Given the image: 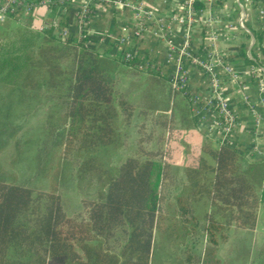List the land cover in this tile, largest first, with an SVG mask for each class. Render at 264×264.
<instances>
[{
    "label": "trees",
    "instance_id": "trees-1",
    "mask_svg": "<svg viewBox=\"0 0 264 264\" xmlns=\"http://www.w3.org/2000/svg\"><path fill=\"white\" fill-rule=\"evenodd\" d=\"M194 8L202 4L195 2ZM72 16L66 9L65 22ZM52 28L38 32L23 25L0 34V119L16 93L44 89L63 119L62 158L71 161L75 178L96 171L102 187L68 214L57 191L0 178V264H151L159 216L177 183L172 198L181 222L197 223L195 199L205 198L210 207L200 226L210 251L202 259L187 246L185 263L221 264L211 251L225 236L221 230L255 228L264 197L263 167L248 163L226 143L191 139L190 97L150 65L141 70L138 58L102 57L86 45L84 35L61 41ZM253 33L261 39L262 31ZM235 49L246 64H258L246 55L245 45ZM143 75L148 85L141 99L133 100L132 90H138ZM126 77L132 78V88L120 85ZM153 84L160 88L156 104L150 99ZM134 117H141L135 123L134 151L114 173L101 169L94 158L74 155L114 142L119 126L125 134ZM176 151L183 156L179 175L171 165ZM250 264H264V245Z\"/></svg>",
    "mask_w": 264,
    "mask_h": 264
},
{
    "label": "crops",
    "instance_id": "crops-1",
    "mask_svg": "<svg viewBox=\"0 0 264 264\" xmlns=\"http://www.w3.org/2000/svg\"><path fill=\"white\" fill-rule=\"evenodd\" d=\"M41 1L17 0V11L3 17L15 26L27 25L38 32L48 26L53 27V33L66 29L73 41L84 35L86 45L102 57L119 59L122 53L129 52L166 79L172 73L185 31L181 24L172 20L181 0H66L63 4L50 0L48 5L41 4ZM196 2L202 4V8H194L196 17L190 27L191 45L199 53L213 50L223 64L230 65L235 72L234 77H228L216 67L233 113L234 127L225 133L224 121L198 100L207 89L208 77L198 66L187 62L184 64L188 74L186 92L193 97L190 102L194 121L191 139L207 137L226 143L248 163H258L264 171V93H260L258 83L259 77L264 82V0ZM86 3L90 5V14L80 29L74 15ZM66 9L73 11L70 23L65 22ZM261 31L258 40L253 32ZM239 45H245L246 55L255 57L257 65L243 61L235 49ZM120 68L124 66L120 64ZM252 68L259 69L258 78ZM260 209L257 221L262 218ZM256 225L253 232H256ZM229 231L240 234L246 230L230 227Z\"/></svg>",
    "mask_w": 264,
    "mask_h": 264
},
{
    "label": "rangeland",
    "instance_id": "rangeland-1",
    "mask_svg": "<svg viewBox=\"0 0 264 264\" xmlns=\"http://www.w3.org/2000/svg\"><path fill=\"white\" fill-rule=\"evenodd\" d=\"M58 2L60 4L61 1ZM41 4L44 3L41 1ZM48 4L50 2L45 5ZM14 27L18 26L0 16V34ZM121 70L124 71L120 68ZM144 78L142 76L139 81L138 90H132L131 99H141V91L144 85H148ZM120 85L123 88H132L134 82L131 77H126L121 80ZM159 89L154 84L151 87L153 96L150 99L153 104L160 99ZM44 93V89L16 93L11 100L9 113L1 117L0 178L57 191L67 213L72 214L80 209L81 198L96 197V191L102 187V182L96 181V171L75 178L76 171L72 168L71 161L62 158L63 141L60 129L63 127V119L58 109L47 101ZM139 122L141 117H134L131 126L125 128V134H122L120 129H123L119 126L114 142L79 151L74 155L80 160L94 158L101 169L114 173L124 156L134 151L135 123ZM182 160L181 153H173L171 165L177 175L181 173L179 170ZM179 188L177 183L176 188L168 190V200L153 235L151 264H186L183 250L187 246L192 255H199L202 259L210 251L209 243L200 229L204 222V212L210 210L208 201L205 198L195 199L192 205L197 223L185 224L176 215L177 205L172 198ZM258 208H261L262 218L257 221L256 232L246 230L238 234L229 231V228L221 230L225 236L218 237V245L211 250L221 264H250L260 246L264 245V197Z\"/></svg>",
    "mask_w": 264,
    "mask_h": 264
},
{
    "label": "built area",
    "instance_id": "built-area-1",
    "mask_svg": "<svg viewBox=\"0 0 264 264\" xmlns=\"http://www.w3.org/2000/svg\"><path fill=\"white\" fill-rule=\"evenodd\" d=\"M59 1V0H58ZM60 4L65 3L66 0H60ZM91 1V0H89ZM94 1V0H92ZM105 1V0H95ZM199 0H181L179 10L175 15H172V20L178 24H181L184 28L183 40L178 50V57L173 71L167 79L170 86L177 91L187 94L188 74L184 68L185 63H191L198 66L208 77V86L206 91L199 96V101L210 112L217 114V116L224 122L225 133H229L234 127V118L231 109L228 106L227 100L222 89V79L217 73L216 67H220L221 72L228 77H234L235 72L232 67L223 62L217 57L213 50H205L202 53L197 52L191 45L190 41V27L192 26L195 13L194 3ZM43 3H49L50 0H42ZM17 0H0V16L13 15L16 9ZM25 6L29 8V5L25 3ZM90 5L88 3L83 4L75 13V19L78 26L84 27L85 21L90 14ZM42 30V27L40 28ZM56 34V37L63 41L68 38V32L66 29H61ZM133 57L129 52H124L119 56V59L123 62L130 61ZM149 64L146 62H140L136 67L144 70ZM253 73L257 76L260 75L258 68H252ZM259 91L264 93L263 78H258ZM189 96V95H188ZM190 97V96H189ZM193 101V97H190V102Z\"/></svg>",
    "mask_w": 264,
    "mask_h": 264
}]
</instances>
